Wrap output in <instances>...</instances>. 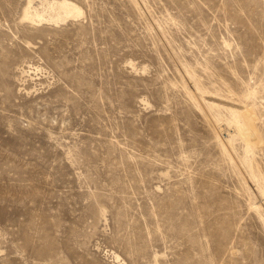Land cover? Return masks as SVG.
<instances>
[{
	"label": "rangeland",
	"instance_id": "1",
	"mask_svg": "<svg viewBox=\"0 0 264 264\" xmlns=\"http://www.w3.org/2000/svg\"><path fill=\"white\" fill-rule=\"evenodd\" d=\"M55 1L0 0V264H264V0Z\"/></svg>",
	"mask_w": 264,
	"mask_h": 264
},
{
	"label": "bare ground",
	"instance_id": "2",
	"mask_svg": "<svg viewBox=\"0 0 264 264\" xmlns=\"http://www.w3.org/2000/svg\"><path fill=\"white\" fill-rule=\"evenodd\" d=\"M32 3L33 0H27L26 7L24 8V17L32 22H41L45 20L44 14L37 8H34ZM83 15V9L70 0L55 1L50 9V19L56 21L78 19ZM243 118V122L237 126L239 134L244 138L247 144H262L264 141L255 124L256 114L254 109L252 107H246L243 111ZM116 257L119 258V256Z\"/></svg>",
	"mask_w": 264,
	"mask_h": 264
}]
</instances>
